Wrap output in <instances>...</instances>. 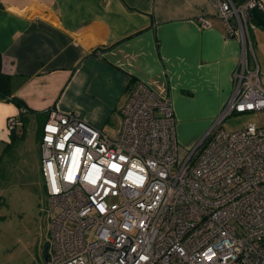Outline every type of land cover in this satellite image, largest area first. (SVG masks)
<instances>
[{
    "label": "built area",
    "instance_id": "2783aa9c",
    "mask_svg": "<svg viewBox=\"0 0 264 264\" xmlns=\"http://www.w3.org/2000/svg\"><path fill=\"white\" fill-rule=\"evenodd\" d=\"M210 1L243 53L231 97L188 154L179 155L170 99L141 81L116 135L75 110L43 123L46 264H264V126L220 128L231 114L264 110L258 64H247L250 9L264 0Z\"/></svg>",
    "mask_w": 264,
    "mask_h": 264
},
{
    "label": "crops",
    "instance_id": "0c3cea01",
    "mask_svg": "<svg viewBox=\"0 0 264 264\" xmlns=\"http://www.w3.org/2000/svg\"><path fill=\"white\" fill-rule=\"evenodd\" d=\"M200 18L209 25L200 26ZM250 35L247 64L255 58L260 72L264 28L255 24ZM0 53L13 94L31 110H49L48 117L75 110L105 133L121 116L131 85L141 81L170 99L182 138L177 111L220 114L243 48L225 34L210 0H0ZM18 114L0 100V161L8 152L9 120L17 127Z\"/></svg>",
    "mask_w": 264,
    "mask_h": 264
},
{
    "label": "rangeland",
    "instance_id": "374dc122",
    "mask_svg": "<svg viewBox=\"0 0 264 264\" xmlns=\"http://www.w3.org/2000/svg\"><path fill=\"white\" fill-rule=\"evenodd\" d=\"M259 75L264 85V67ZM186 109L177 111L183 126L182 138L176 128L179 155L182 157L199 143L219 116L211 110ZM41 123V117L28 115L23 137L8 149L0 161V264H46V191L37 139ZM248 123L264 126V110L231 114L221 122L220 128L235 131ZM120 125L121 116L116 114L106 124L104 132L116 135ZM20 129L18 125L16 133Z\"/></svg>",
    "mask_w": 264,
    "mask_h": 264
},
{
    "label": "trees",
    "instance_id": "16d2710c",
    "mask_svg": "<svg viewBox=\"0 0 264 264\" xmlns=\"http://www.w3.org/2000/svg\"><path fill=\"white\" fill-rule=\"evenodd\" d=\"M12 75L4 69L3 67V58L0 53V100L4 102H9L14 104L18 109H19V126H21V129L19 133H16V127H12L10 131V142L7 144V150L20 138L23 137L24 135V125L25 122L27 121L28 117L26 116L27 112H33L41 116L42 121H45L46 118L48 117L49 110L46 111H34L28 108L26 103L19 98L18 96L13 94L12 90ZM42 130V129H41ZM40 130V132H42ZM41 136V133H40Z\"/></svg>",
    "mask_w": 264,
    "mask_h": 264
},
{
    "label": "water",
    "instance_id": "95a60500",
    "mask_svg": "<svg viewBox=\"0 0 264 264\" xmlns=\"http://www.w3.org/2000/svg\"><path fill=\"white\" fill-rule=\"evenodd\" d=\"M237 1L243 2L245 0H237ZM250 15L258 26L264 28V9L255 6L250 9Z\"/></svg>",
    "mask_w": 264,
    "mask_h": 264
}]
</instances>
